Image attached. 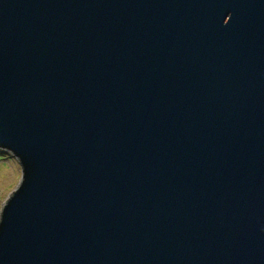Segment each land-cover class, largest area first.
<instances>
[{
    "label": "water",
    "instance_id": "obj_1",
    "mask_svg": "<svg viewBox=\"0 0 264 264\" xmlns=\"http://www.w3.org/2000/svg\"><path fill=\"white\" fill-rule=\"evenodd\" d=\"M0 264H264V0H0Z\"/></svg>",
    "mask_w": 264,
    "mask_h": 264
},
{
    "label": "rangeland",
    "instance_id": "obj_2",
    "mask_svg": "<svg viewBox=\"0 0 264 264\" xmlns=\"http://www.w3.org/2000/svg\"><path fill=\"white\" fill-rule=\"evenodd\" d=\"M21 177L19 160L11 152L0 149V214L7 199L20 185Z\"/></svg>",
    "mask_w": 264,
    "mask_h": 264
}]
</instances>
